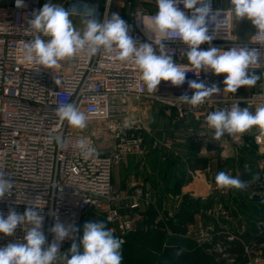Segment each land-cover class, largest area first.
<instances>
[{"label": "built area", "instance_id": "2783aa9c", "mask_svg": "<svg viewBox=\"0 0 264 264\" xmlns=\"http://www.w3.org/2000/svg\"><path fill=\"white\" fill-rule=\"evenodd\" d=\"M40 6L41 0H23L20 7L16 0H0V173L14 184L11 195L0 200V212L7 216L9 209L22 214L29 206L41 208L40 214L44 216L42 231L46 236L44 247L54 240L50 229L57 222V217L65 226H74L70 237L60 242V249L64 243L73 240L80 218L89 211L104 216L109 229L123 240L126 234L138 229V218L133 211L149 202V193L136 186L131 197H124L128 202L123 208L116 203L118 197L113 186L114 164L125 161L131 155H139L148 147L144 136L131 132L141 129L139 117L143 102L175 103L185 111V107L189 106L191 111L208 114L230 110L238 104L242 109L246 107L255 113L257 108L264 107V45L255 42L253 36L249 41L236 40L230 9L213 8V11L218 9L225 14L222 13L219 19H225L227 24L217 29L214 24H209V34H214L215 38L211 45L204 43L200 48H256L261 53L260 63L249 70L261 73L259 89L248 96L230 97L223 91L224 74L217 76L211 71L201 70L199 75L187 72L185 83L179 87L161 81L158 89L149 93L134 58L120 61L115 53H107L103 49L96 54L82 50L74 57L60 61L54 68L26 61L24 45L34 38L29 22ZM179 7L186 15H192L182 4ZM157 11V0H107L103 20L111 18L113 13L118 14L128 24L129 35L137 46L140 43L152 44L157 54L168 53L176 64L191 67L186 65L187 45L172 38L163 41L165 48H161L155 42V34L146 28L150 17ZM256 32L254 27L253 35ZM188 80L202 81L206 86L216 84L221 92L206 98L201 105L192 106L178 99L182 94L191 96L194 93L195 90L188 87ZM69 103L87 117L83 129L71 126L67 120L61 122L57 116L56 109ZM89 126L98 129L88 130ZM199 128H191L196 144L203 146L205 142L206 153L216 154L217 150L208 148L214 129L207 125L206 118ZM102 130L117 138L116 145L109 152L98 143ZM54 136H59L65 147L61 148L55 140L50 142L49 138ZM228 138L235 143L236 136L229 135ZM223 139L222 136L218 143ZM80 140H84L87 150H91L89 155L86 156L85 150L77 147ZM253 142L264 155V131L254 135ZM170 145L171 142L155 138L149 148L156 151L167 149ZM216 190H219L217 186L213 188V194ZM258 190L260 194L255 193L252 197L260 195L261 202H264V187ZM192 196L196 200L207 199L196 194ZM221 215L226 220L230 219L229 211L222 210ZM263 225L261 221L260 226ZM27 227L18 226L12 236L0 233V247L9 243H25ZM218 234L220 231L209 226L201 228L191 237L197 245H201L213 242ZM188 235L190 232H186ZM233 238V235L228 236V239ZM213 249L227 258V264H263L261 250L252 255L246 249L248 262L237 263L234 257L225 254L222 245L213 244Z\"/></svg>", "mask_w": 264, "mask_h": 264}, {"label": "clouds", "instance_id": "9594fccd", "mask_svg": "<svg viewBox=\"0 0 264 264\" xmlns=\"http://www.w3.org/2000/svg\"><path fill=\"white\" fill-rule=\"evenodd\" d=\"M16 4L18 7L23 6V0H16ZM180 4L184 9L190 10L192 15H186L180 9ZM230 4L229 11L236 20H249L257 29L253 35L254 41L264 45V0H230ZM157 7V13L150 17L146 28L155 34V42L161 48H165L163 41L172 38L187 45L186 65L191 67L176 64L168 53L157 54L152 44L140 43L137 46V42L129 35L128 24L116 13L101 22L93 16L91 10L89 17L92 18L87 19L86 27L81 33L74 27L70 11L53 3H45L33 13L29 23L34 38L24 45V59L44 68H54L60 61L72 58L82 50L87 49L91 54H96L103 49L107 53H115L116 59L120 61L134 58L149 93L155 92L161 81L170 82L176 87L183 85L189 71L197 75L201 70L211 71L217 76L224 74L223 91L233 94L241 87H254L260 80L259 75L249 71L251 66L260 63L261 53L256 48H200L204 43L211 45L215 38L214 34H209V24H214L216 29L227 24L225 19H219L222 11H213L211 0H157ZM187 83L189 89L195 90L194 93L191 96L182 94L178 99L192 106L201 105L206 98L221 92L216 84L206 86L204 82L196 80H188ZM56 114L61 122L67 120L73 127H86L87 117L71 103L58 107ZM206 122L214 129L216 140L226 133L243 134L253 127L264 131V107H259L252 113L248 108L242 109L235 104L230 110L209 113ZM52 140L61 148L65 147V142L59 136L50 137L49 141ZM77 147L85 150L86 156L91 152L87 150L84 140L78 141ZM215 183L221 189L243 190L247 187L246 181L223 171L215 176ZM13 187V182L0 173V200L11 195ZM40 209L29 206L22 214L9 209L7 216L0 212V233L5 236L14 235L18 226H28L24 236L25 243H9L0 247V264H55L58 254H61L60 242L70 237L74 226H65L57 217V222L50 229L54 233V240L44 247V216L40 214ZM81 243L83 254L79 253L76 243L69 250L70 259L67 254H63L66 264H121V246L124 241L115 237L103 221L86 223Z\"/></svg>", "mask_w": 264, "mask_h": 264}, {"label": "rangeland", "instance_id": "374dc122", "mask_svg": "<svg viewBox=\"0 0 264 264\" xmlns=\"http://www.w3.org/2000/svg\"><path fill=\"white\" fill-rule=\"evenodd\" d=\"M45 3L59 4L63 6L65 10H69L71 13L70 19L72 20L74 27L83 33L87 19L92 18L89 17L91 10H93V16L102 22L107 0H41L40 9ZM245 21L251 30V22L246 19ZM249 71L254 72L261 77L256 85L254 87H241L235 94L225 92L227 96L244 97L259 89L262 83L261 73L252 70ZM185 108L186 111L180 108V105L175 103L164 104L150 101L143 102L139 117L141 120V129L136 131L132 130L131 132L144 136L147 139L148 147L139 155L129 156L130 158L128 157L129 159L127 161H123L124 163L118 162L114 164L113 186L116 196L118 197V201L116 202L117 205L120 204L121 207H123L121 197H131L134 194L133 190L136 186H141L149 193L147 197L149 202L148 204L144 203L142 205L141 216L139 219L141 223H143V230L148 227L151 228V220L155 221V218L158 216V208L160 209L159 216L161 215V221H158L157 223L155 221V223L159 228L165 229L167 222L170 221L169 212L172 211V207L176 201L181 199L178 192L191 182L198 184L200 180L198 171H190L187 167V162L185 161L187 158L189 159L192 157L189 154H195L193 148L195 147L194 145H196L197 140L192 136L191 128L199 130V127L205 123V118L208 113L191 111L189 106ZM87 129H93V131H95L98 128L95 129L94 127L92 128V126H89ZM102 131L103 132L98 136V143L103 149L109 152L116 145L117 138H115L110 132ZM259 132L260 129L258 127H253L243 134L234 135L236 136V140L233 153L236 155V161L225 164L218 163L216 170L218 173L220 171H225L228 174H231L230 176H236L241 180L246 181V189H251V196L255 193L260 194L258 189L264 187V161L257 160L256 153H254V156L252 155V153L255 152L253 136ZM223 137L229 139L228 134ZM155 138L164 140L165 142H171L172 145L167 149L162 148L158 151H154L149 148V144ZM187 149L190 151L187 152ZM157 158L158 161L156 160ZM156 165H158L161 171L157 172L154 170ZM139 168H142V170L145 171H140ZM168 172L171 175L170 177H167ZM154 173H161L162 176L157 179V175H154ZM251 177L253 178L249 179ZM156 179L158 185L161 187V191L162 188H165V191H162V194H157L155 191L154 185ZM249 183H251V185ZM241 196L246 201L244 200L236 203L232 210L233 215L238 214L239 216H243V218L248 216L251 221L259 222L258 208H263L264 205L262 202H255L251 209L247 210L248 205L251 202L250 199L248 200V196L250 195ZM143 198L146 199V195H143ZM188 199L195 200L192 195L189 196ZM221 200L228 201L230 198L228 197L225 200ZM245 202H247V206L245 205ZM222 205L225 207L223 203ZM232 212L230 214H232ZM210 213L212 214V212ZM100 221L107 224L105 217L95 211H89L84 214L78 222L73 240L64 243L62 248L59 249L61 254H58V259L55 264H66L63 254H67L69 259L71 258V252L69 251L71 245L76 243L78 246V238L83 235L84 225L86 223ZM206 226L209 227L208 225ZM231 228L236 234L242 233V230L235 229L234 226ZM187 232H190L189 236L194 234L193 231ZM174 241L175 240L172 242ZM176 241L182 242L186 246L191 245V241L186 238L179 240L176 239ZM154 252H157L158 254L160 253L158 250ZM123 261L124 260H122L121 263Z\"/></svg>", "mask_w": 264, "mask_h": 264}, {"label": "crops", "instance_id": "0c3cea01", "mask_svg": "<svg viewBox=\"0 0 264 264\" xmlns=\"http://www.w3.org/2000/svg\"><path fill=\"white\" fill-rule=\"evenodd\" d=\"M211 4H212V8H231V4H230V0H211ZM253 29L254 26L252 25V29L250 30L248 24H246L245 20L242 21H238L236 20V18L234 17L233 14V33H234V37L236 40H241V41H249L252 36H253ZM207 144L204 142L203 146L201 145H194L195 147L193 148L195 151V154H189L191 158H202V159H206L207 161V166L205 168H191L189 166V159L187 158L185 162H187V167L188 169H190V171H198L199 173V177L200 180L197 183H190L189 185L185 186L182 188L181 191L178 192L179 196L181 197L180 200H177L176 203L173 205L172 207V211L169 212L170 214V221L169 224L167 222V226L165 227V229H161L157 226V222L161 221V215L159 216V212L160 209L158 208V216L155 218L154 220H151V228L155 231V232H160L164 234L165 238H164V242H166L165 244L168 243H180L183 244L182 242H177L176 239H182V238H186L189 239L191 241V245H197V243L195 242V240L191 237V236H186V232L187 231H193L198 232L201 228H205L208 226H213L217 231H224V232H228L230 233V235H233L234 237H238V236H243L246 233L251 232L252 229L254 228H260L263 229V226H260V222L263 221L264 222V216H261L259 214V222H253L249 219L248 216H245V218H243V216H239L238 214L233 215L232 210L234 209L236 203L240 202V201H244L245 199L241 196H248V200L250 199V206L247 204V202H245V205H248L247 210L251 209L252 205H254L255 202H261L258 200H255L250 192L251 189H243V190H236V189H221L219 188V190H216L213 194V188L216 187V183H215V176L218 174L217 170V164L218 163H228V162H234L236 161V155L233 153L234 152V148H235V144L231 141V139H226L224 137L222 142H219L214 139V137L211 139L208 148L210 150H217L216 154H211V153H206V146ZM255 146V152L252 153V155L254 156V153H256V158L257 160L260 161H264V155H262L259 152V148L258 146ZM203 148V150H201ZM158 151V150H156ZM185 151V150H184ZM190 150L187 149V152H189ZM223 153V154H222ZM130 158V157H129ZM129 158H126L125 161H127ZM158 161V158L156 159ZM124 161V162H125ZM123 162V163H124ZM140 171H145L142 170V168H139ZM154 170H156L157 172L161 171L158 167V165H156V168H154ZM137 172V171H136ZM225 172V171H223ZM226 174H228L227 172H225ZM139 175V174H137ZM157 175V179L158 177L160 178L161 173L159 174H155ZM231 175V174H228ZM170 174L168 172L167 177H169ZM236 177V176H234ZM253 177L249 178L252 179ZM264 178V175H263ZM155 182V191L157 194H162V191H165V188H162L161 191V187L158 185V182ZM248 179V178H247ZM251 185V183H249ZM125 189V188H124ZM123 189V190H124ZM122 190V189H121ZM131 192V191H130ZM122 194V193H121ZM192 194H196V195H200V196H205L207 199L204 200H194L197 201V203L191 208V212L193 217L191 219H183L180 218L178 219L176 217V212L177 210L180 208L181 205V200L183 198V196H191ZM230 198V200L228 201H222L221 199L225 200L226 198ZM122 204H123V208L126 205V202H128L127 199H121ZM246 201V200H245ZM253 201V202H252ZM222 203L225 205V207L222 205ZM262 204L264 205V202H262ZM141 209H136L134 212L135 216L137 215V223H138V229L135 232L132 233H137V232H144L146 229L150 228H146V229H142V224L140 219L141 216ZM222 210L224 211H229V215H230V219L226 220L222 215L221 212ZM264 210V206L263 208H258V212ZM212 212V214L210 213ZM232 212V214H230ZM232 226L235 227V229H240L242 230V233L236 234L234 232V230H232ZM182 228L183 230H178V228ZM229 227V228H227ZM150 228V229H151ZM195 228V229H192ZM127 235V234H126ZM125 235V236H126ZM124 236V237H125ZM173 240H175L174 242H172ZM184 245V244H183ZM186 246V245H185Z\"/></svg>", "mask_w": 264, "mask_h": 264}, {"label": "trees", "instance_id": "16d2710c", "mask_svg": "<svg viewBox=\"0 0 264 264\" xmlns=\"http://www.w3.org/2000/svg\"><path fill=\"white\" fill-rule=\"evenodd\" d=\"M191 168H205L207 166L206 159L191 158L188 160ZM171 176V175H170ZM169 176V177H170ZM180 208L176 212L178 219H191L193 217L191 208L197 203L188 199L185 195L180 201ZM264 216V210L259 211ZM107 222V221H106ZM109 229V224H106ZM178 230H183L178 228ZM115 236V235H114ZM230 233L221 231L213 242L201 245L185 246L180 243L164 242V234L155 232L152 228L146 229L144 232L128 233L124 238L121 246L123 264H227V258L222 253L213 249V244H220L224 247L225 254L234 257L237 263H246L249 257L246 249L254 252L261 250L264 254V228H254L251 232L243 236L228 239ZM81 235L78 239V251L83 254ZM116 237V236H115ZM160 252L159 254L157 251ZM177 252H180L177 255ZM121 263V264H122Z\"/></svg>", "mask_w": 264, "mask_h": 264}, {"label": "water", "instance_id": "95a60500", "mask_svg": "<svg viewBox=\"0 0 264 264\" xmlns=\"http://www.w3.org/2000/svg\"><path fill=\"white\" fill-rule=\"evenodd\" d=\"M255 200L261 201V198L259 196H254L253 197Z\"/></svg>", "mask_w": 264, "mask_h": 264}]
</instances>
